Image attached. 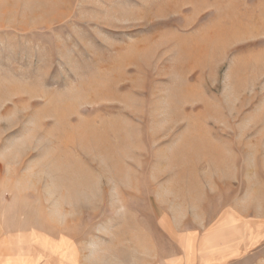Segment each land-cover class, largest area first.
<instances>
[{
	"label": "rangeland",
	"instance_id": "obj_1",
	"mask_svg": "<svg viewBox=\"0 0 264 264\" xmlns=\"http://www.w3.org/2000/svg\"><path fill=\"white\" fill-rule=\"evenodd\" d=\"M93 252L264 264V0H0V264Z\"/></svg>",
	"mask_w": 264,
	"mask_h": 264
},
{
	"label": "clouds",
	"instance_id": "obj_2",
	"mask_svg": "<svg viewBox=\"0 0 264 264\" xmlns=\"http://www.w3.org/2000/svg\"><path fill=\"white\" fill-rule=\"evenodd\" d=\"M83 264H105V262L100 259V257L95 252H93L83 259ZM110 264H119V262L113 261L110 262Z\"/></svg>",
	"mask_w": 264,
	"mask_h": 264
}]
</instances>
